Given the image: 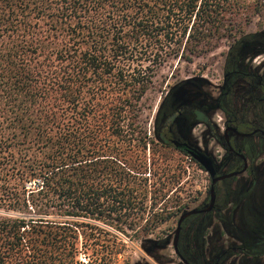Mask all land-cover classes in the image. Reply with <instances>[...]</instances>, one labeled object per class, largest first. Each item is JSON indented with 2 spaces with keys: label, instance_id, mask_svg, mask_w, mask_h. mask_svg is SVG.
<instances>
[{
  "label": "trees",
  "instance_id": "trees-1",
  "mask_svg": "<svg viewBox=\"0 0 264 264\" xmlns=\"http://www.w3.org/2000/svg\"><path fill=\"white\" fill-rule=\"evenodd\" d=\"M232 12L231 0H0V264L90 252L87 264H117L123 226L143 219L139 104L154 70L206 52ZM255 199L241 236L264 250Z\"/></svg>",
  "mask_w": 264,
  "mask_h": 264
},
{
  "label": "flooded vegetation",
  "instance_id": "flooded-vegetation-1",
  "mask_svg": "<svg viewBox=\"0 0 264 264\" xmlns=\"http://www.w3.org/2000/svg\"><path fill=\"white\" fill-rule=\"evenodd\" d=\"M261 53L264 30L241 37L224 56L220 82L211 83L203 74L187 76L169 87L158 109L157 138L203 170L199 157L212 162L214 176L204 170L208 189L195 208L209 206L213 178L232 173L215 181L214 202L208 210L182 221L178 253L173 245L174 230L169 243L178 264H264V250L242 239L240 225V219L248 215L246 203L256 202L258 195L264 200V68L251 66ZM228 215L234 225L232 234L224 231L223 218ZM151 243L153 247L162 245Z\"/></svg>",
  "mask_w": 264,
  "mask_h": 264
},
{
  "label": "rangeland",
  "instance_id": "rangeland-1",
  "mask_svg": "<svg viewBox=\"0 0 264 264\" xmlns=\"http://www.w3.org/2000/svg\"><path fill=\"white\" fill-rule=\"evenodd\" d=\"M231 3L232 14L224 13V16L232 20L231 30L227 32L221 29L222 36L217 38L206 52L194 56L191 61H185L179 57L168 58L162 66L154 70L152 84L140 101L138 125L141 128L140 134L146 135L147 145L144 149L139 148L140 165L142 169L144 168V172L138 174V177L140 184L146 187L147 197L143 198L142 213L140 212L143 219L140 226L137 229H131L126 224L123 226V233H119L124 246L118 254L117 264L179 263L169 243L170 238L173 237L179 215L184 210L197 207L205 198L208 178L203 169L188 156L176 150L160 148L159 152L153 151L151 140H154L155 118L164 94L172 84L187 76L202 74L211 83L220 82L224 56L230 46L243 36L264 30V0H231ZM251 66L264 68V53L259 54L256 61L251 62ZM201 129V126L196 128V137L199 136ZM182 205L186 207L177 211ZM171 212L176 213L172 215ZM157 213L170 217L155 222L154 215ZM195 217L192 215L188 219H195ZM212 219L215 220L214 217ZM144 226L149 230H146ZM107 230L112 231L108 228ZM165 240H168L169 244L166 243L162 248L152 246L151 242ZM87 254H79V264H87V256H90L91 252ZM91 256H97V254Z\"/></svg>",
  "mask_w": 264,
  "mask_h": 264
},
{
  "label": "water",
  "instance_id": "water-1",
  "mask_svg": "<svg viewBox=\"0 0 264 264\" xmlns=\"http://www.w3.org/2000/svg\"><path fill=\"white\" fill-rule=\"evenodd\" d=\"M198 162H199V164L204 168V170L208 173V175H210V176H214V168H213V166H212V162H211V160H210L208 157H205V156L199 157V158H198ZM231 175H232V173H231V174H227V175H223V176H219V177H216V178H213V179H212V184H211L210 189H209L210 203H209V206H208L206 209L192 208V209H188V210L183 211V212L179 215V217H178V219H177V222H176L175 236H174V241H173L174 250H175L176 253H178L176 243H177V239H178V235H179V231H180V228H181V223H182V221H183L186 217H188V216H190V215H192V214H196V213L204 212V211L208 210L209 207L212 206V204H213V202H214V196H215V195H214V183H215V181L218 180V179H222V178H224V177L231 176ZM164 242H165V244H166V243H168V240H165ZM164 246H165V245H164ZM146 251H147V250H146ZM180 258H181V260H182L183 262L187 263V262L185 261L184 258H182V257H180Z\"/></svg>",
  "mask_w": 264,
  "mask_h": 264
}]
</instances>
